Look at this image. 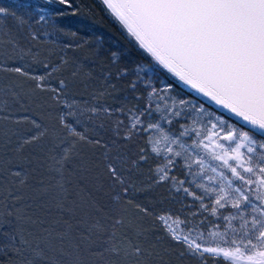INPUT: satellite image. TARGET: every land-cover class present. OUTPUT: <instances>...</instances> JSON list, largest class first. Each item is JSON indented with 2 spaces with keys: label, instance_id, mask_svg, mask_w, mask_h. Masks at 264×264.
I'll return each mask as SVG.
<instances>
[{
  "label": "snow or ice",
  "instance_id": "6c2138e0",
  "mask_svg": "<svg viewBox=\"0 0 264 264\" xmlns=\"http://www.w3.org/2000/svg\"><path fill=\"white\" fill-rule=\"evenodd\" d=\"M99 11L0 6V264H264V0Z\"/></svg>",
  "mask_w": 264,
  "mask_h": 264
},
{
  "label": "rangeland",
  "instance_id": "374dc122",
  "mask_svg": "<svg viewBox=\"0 0 264 264\" xmlns=\"http://www.w3.org/2000/svg\"><path fill=\"white\" fill-rule=\"evenodd\" d=\"M20 2H28V0H0V6H10L14 3H20ZM43 2V0H41ZM81 3L85 4V6L89 5H96L97 6V15L95 19H91L88 17L87 14L82 16H76L72 18V24L74 27H79L83 31L87 32H97L102 33L105 38L112 43L114 46H122L123 41L120 38L117 28L118 26L113 24L109 18L106 16L105 13L102 11H99L100 8V0H81ZM97 17L102 18L104 21H96ZM103 22H105L108 25H103ZM101 24L103 27H101ZM110 29H112V32H110ZM131 58H135L132 52L129 54Z\"/></svg>",
  "mask_w": 264,
  "mask_h": 264
},
{
  "label": "trees",
  "instance_id": "16d2710c",
  "mask_svg": "<svg viewBox=\"0 0 264 264\" xmlns=\"http://www.w3.org/2000/svg\"><path fill=\"white\" fill-rule=\"evenodd\" d=\"M96 21H101L102 22L104 20L102 18H100V17L99 18L97 17ZM103 25H108V24H106L105 22H103ZM103 25L101 24V27H103ZM110 32H112V29H110ZM132 54L134 55V57L136 56V54L134 52H132Z\"/></svg>",
  "mask_w": 264,
  "mask_h": 264
}]
</instances>
